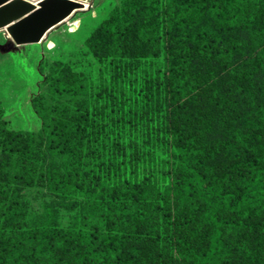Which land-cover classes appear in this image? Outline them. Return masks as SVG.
<instances>
[{
	"label": "trees",
	"instance_id": "trees-1",
	"mask_svg": "<svg viewBox=\"0 0 264 264\" xmlns=\"http://www.w3.org/2000/svg\"><path fill=\"white\" fill-rule=\"evenodd\" d=\"M91 42L128 78L127 93L113 82L99 90L98 119L88 102L43 112L39 99L46 127L35 143L0 116V264H264V0H124ZM156 57L137 85L133 64ZM63 80L53 93L88 90L86 78ZM139 124L147 154L165 127L167 194L132 140ZM240 168L252 197L237 206L243 187L224 172ZM33 187L39 208L23 198Z\"/></svg>",
	"mask_w": 264,
	"mask_h": 264
},
{
	"label": "rangeland",
	"instance_id": "rangeland-1",
	"mask_svg": "<svg viewBox=\"0 0 264 264\" xmlns=\"http://www.w3.org/2000/svg\"><path fill=\"white\" fill-rule=\"evenodd\" d=\"M123 1L124 0H92L88 9L79 12L73 19L53 30L45 41L20 45L16 50L0 51V116L9 130L25 131L26 133L32 134L34 142L38 143L41 129L46 126H44V120L41 115L37 113L35 108L34 103L37 100H43L41 102L44 109L43 112L48 111L47 109L50 104L53 107L57 106L63 109L68 106L75 110L76 107L81 104L83 105L84 102H88L90 108L88 119L91 122L92 119H98L94 106L99 103L98 92L102 86L104 87L109 85V82H113L118 85L120 84V87L127 93L128 78L122 79V74L125 70L123 61H120L121 64L119 65L118 63V67H115V62H111L113 59L112 57L104 56V54L102 56L95 55L90 47L92 43L91 39L97 33L99 27L104 21L108 20L113 13H116L118 9L120 10ZM32 2L38 5L36 0H32ZM87 4H85V7H87ZM5 42L6 38L4 33L0 32V43L3 44ZM145 61V58H139L133 64V71H135L138 76H136L137 85H142L144 83L143 78L146 73L153 75L156 67L161 65L160 57H156L149 67H146ZM116 62H118V60ZM125 66L128 68V65ZM115 71L117 72L115 74L117 76L113 78ZM77 75L79 79H87V92H83L81 89L80 91L73 89L71 92H64L62 95L53 93L50 85H54L55 87L59 85V83L56 82L57 77H64L63 81H70L72 85ZM112 78L113 80H111ZM106 92H108V90ZM107 98L109 99L108 96ZM76 101H78V103ZM253 102L257 104L256 101ZM38 106L40 108L42 107L39 104L37 107ZM244 117L245 115H241L242 119H238L240 127L243 125ZM138 126L140 131L136 132V139L132 140H134L136 146L140 150V155H144L143 151L145 149L147 164H157L156 175H158V177L154 178V181H158L163 192L167 194L170 191L169 188L173 185L170 184V182L173 180L171 170H173L174 162H172V154L168 153L169 149L166 148V142L162 139L163 135L166 136V131H164L165 127L161 129L159 140V136L156 138L161 144L156 142V146L148 151L151 153L147 154V147L144 145L146 139H142V137H146L147 132L142 129V124ZM155 128L154 126V129H150V134L153 133ZM90 129L93 130L89 127V130ZM120 132L122 134L121 137L125 138L131 134H129V129L127 127ZM162 144H164V146H162ZM152 155L154 157H152ZM55 160L59 162L62 158H55ZM241 170L242 168H240V170L235 169V173L233 174L227 170L224 174L228 176V181L235 178V183L234 181H231V183H234L235 186H242L245 190L249 187L250 181L245 177L243 178V175H245L248 170ZM127 172H129L128 166ZM140 175L144 177L149 176L148 171H143V168L141 169ZM208 180L214 181L215 179L209 178ZM243 188L235 193L238 198L233 199V205H235L236 202L237 206L240 205L238 201L240 197H252L250 193L249 196L245 195V192L248 191L249 188L245 191H243ZM23 194L24 200H30L34 208L40 207V198L42 194L37 188L33 187L27 189ZM36 196L39 197L35 198ZM46 199L50 200L49 197H46ZM225 202L228 203L229 201ZM252 205L251 203L250 207ZM250 207L247 209V212L260 213V210H254L252 207L250 209ZM228 211L232 212L230 209ZM228 216L227 213V217ZM263 219L264 217L262 220ZM60 221L63 226L69 224V222H71V213L62 211ZM226 235L227 232L225 233V236ZM225 236L223 235L224 238ZM246 238L247 237H245V241L247 240ZM259 241L260 235L256 243L247 245L252 252H254ZM231 242L234 244V241ZM227 247V243H224L223 248ZM246 251L247 250H245V252ZM249 263L251 264V262Z\"/></svg>",
	"mask_w": 264,
	"mask_h": 264
},
{
	"label": "water",
	"instance_id": "water-1",
	"mask_svg": "<svg viewBox=\"0 0 264 264\" xmlns=\"http://www.w3.org/2000/svg\"><path fill=\"white\" fill-rule=\"evenodd\" d=\"M35 1V0H34ZM0 0V51L41 43L49 34L90 6L92 0ZM87 7H85V4Z\"/></svg>",
	"mask_w": 264,
	"mask_h": 264
}]
</instances>
